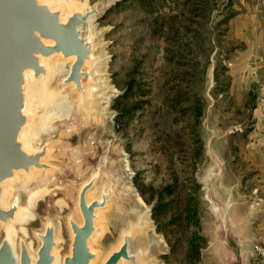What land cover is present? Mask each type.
<instances>
[{"label": "rangeland", "instance_id": "1", "mask_svg": "<svg viewBox=\"0 0 264 264\" xmlns=\"http://www.w3.org/2000/svg\"><path fill=\"white\" fill-rule=\"evenodd\" d=\"M100 4L106 5L104 13L86 33L97 47L88 67L96 81L87 79L86 84L96 87L100 100H109L99 103L92 96L89 110L98 112L94 119L88 112L80 114L78 93L67 87L57 94L56 104L37 109L40 116H53L34 145L59 140L53 154L60 156L56 161L65 171L55 176L64 187L38 202V217L25 224L26 239L36 251L40 242L35 231H42L45 220L59 213L55 255L62 263L71 242L65 217L79 213V185L106 154L112 174L102 177L92 191L98 197L105 183L112 189L97 221L102 237L91 245L99 264L120 244L131 221L149 211L145 219L151 228L136 234L131 247L135 261L125 264H186L184 246L174 242V235L175 249L170 248L139 191L150 198L152 188L178 179L188 192L195 177L204 188L202 198L208 193L232 221L233 215L243 218L244 201L249 203L244 157L252 156L248 146L260 87L255 62L246 57L249 42L264 43V0H88L89 7ZM258 54L256 50L257 59ZM68 64L62 63L59 70ZM59 80L57 75L52 90L62 88ZM49 197L54 206L47 209ZM211 210L204 201L201 217L210 237L220 223ZM3 237L0 230V240ZM204 254L201 264H215ZM244 264L253 260L245 259Z\"/></svg>", "mask_w": 264, "mask_h": 264}, {"label": "water", "instance_id": "2", "mask_svg": "<svg viewBox=\"0 0 264 264\" xmlns=\"http://www.w3.org/2000/svg\"><path fill=\"white\" fill-rule=\"evenodd\" d=\"M100 5L104 7L103 14L106 5ZM98 13V10H89L83 14L73 13L66 21H63L59 10L53 11L47 5L40 4L38 0H0V198L7 186V181L15 179L16 173L29 174L32 169L41 171L37 181L31 182L26 187L15 185L9 208L0 206L1 223H6L15 217L17 207L25 205L28 193L32 189L45 187L50 189L49 194L45 196L47 197L55 189L64 187L58 184L60 180L57 181L55 176L56 174L61 176L65 171L64 166L56 161L60 159V156L53 154L54 145L59 140L47 139L40 147L34 145L35 149L32 153L26 152L19 141L20 131L25 127L27 121L32 119L31 115L27 117L24 114L27 104L25 73L33 70L35 76L44 74L45 68L41 64L42 57L47 58L55 54H62L63 58L74 57L75 61L68 64V68L66 67L70 71L63 82V75H58L60 76V87L64 84H73V87L65 86V89L71 87L78 93L80 114L84 113L86 116V112H88L94 119L97 116L98 112L95 115L89 110L94 99L92 96L95 95L97 101L100 100V96L95 92L97 89L94 90L96 87L86 84L87 79L93 83L96 79L94 72L88 70L89 66L85 67L92 48L91 43L86 42L83 37L85 33L83 29L88 24L90 17ZM45 42H52L53 45H47ZM84 84L86 87L92 88L91 99L87 104L80 94L84 90ZM78 111L75 115L78 114ZM51 130L52 127L48 131ZM50 157L54 161H49ZM110 174H112L111 167L108 165L105 154L98 159L95 167L79 185L77 192L79 213L70 212L65 217V222L71 233V242L70 253L63 258L61 264H90L98 256L94 250H90L88 241L96 231V211L100 215V212L107 208L112 189L105 183L100 188L98 197H94L92 191L97 187L102 177H108ZM202 190L204 191V188H201ZM51 200L54 199L51 197L47 199V209L54 206ZM202 201L203 203L204 201L209 202L211 211L220 217L219 226L214 234H211L212 237L205 233L202 219L203 234L208 240V245L202 251V257L205 255L204 252L207 253L208 247L216 246V249L222 248L223 257L221 260L223 264H244L245 259L251 258L253 246L250 250L246 247L244 231L242 232L243 226L236 225L234 219L230 220L226 213L222 214L221 209L214 204L208 193L202 198ZM36 208L34 213L37 218ZM225 214L227 220L224 219ZM58 215L59 213L55 217L45 220L42 231H35V236L40 242L37 250H33L36 253L35 264H53L54 262L55 258L52 252L54 248L58 249L60 246L56 224ZM74 215L81 217L82 225L70 218ZM149 215L150 211L139 215L137 221H131L129 229L122 234L120 244L106 256L102 264H119L121 261H124L123 264H125L135 261L136 255L131 249L132 240L136 234L144 233L151 228L145 220L146 217L147 220L149 219ZM241 227L242 229H240ZM0 230L3 232L2 229ZM26 237L19 233L16 237L18 244L15 239L18 258L4 234L0 240V264H33Z\"/></svg>", "mask_w": 264, "mask_h": 264}, {"label": "bare ground", "instance_id": "3", "mask_svg": "<svg viewBox=\"0 0 264 264\" xmlns=\"http://www.w3.org/2000/svg\"><path fill=\"white\" fill-rule=\"evenodd\" d=\"M40 4L47 5L51 10L53 11H60L61 12V19L63 21H66L69 16H71L73 13H85L89 10H98V14H94L90 17L88 24L84 27L83 32L84 39L86 42L91 43L92 52L89 55L88 60L85 63V67L87 68L89 66L90 61L95 60L96 56V44L90 39L91 36L87 35V31H89V28L92 27L94 21L102 14L104 7L102 5H96L93 7L88 6V0H38ZM92 31V30H91ZM92 34V33H91ZM47 45H53L52 42H45ZM75 61L74 57L71 58H63L62 54H55L50 57L41 58V64L45 68V73L41 74L39 76L34 75L33 70H29L25 73V79H26V107L24 110L25 116L31 115V121L30 119L27 121V124L25 127L22 128L19 135V141L22 144V148L28 152L32 153L34 148V140L37 138V136L41 133V131L47 130L48 122L52 119V113H46L40 116L37 113V109H42L49 107L50 105H54L57 102V94H62L63 90L65 89V86H74L73 84H64L60 90H52L50 84L54 80L56 75H63V80L68 76L69 69H63L62 71L59 70V67L64 62H69V65L72 64ZM95 62V61H94ZM102 68V67H101ZM97 71V70H96ZM100 76L103 77V70H99ZM99 79V78H98ZM103 84L106 83L105 79H100ZM108 85V84H107ZM105 88V87H104ZM103 88V89H104ZM102 89V91H104ZM107 92V91H106ZM80 93V92H79ZM86 104L91 99V88L86 87V84H84V90L81 92ZM77 95V94H76ZM60 100V98H59ZM109 100L108 97H103L101 101ZM67 105V104H64ZM66 107V106H65ZM104 108V107H103ZM67 109V108H66ZM65 111V110H64ZM103 112V111H102ZM69 113V112H68ZM68 115V114H67ZM96 119V118H95ZM97 120H100L98 117ZM50 152V149H49ZM41 171L32 169L29 174L18 172L16 173V178L13 180L7 181V186L4 189V192L0 198V206L2 208H9L10 205V198L12 195V192L14 190L15 185H18L20 187H26L28 184H30L33 181H37V177L40 175ZM50 189L48 188H36L32 189L27 196V200L25 205H19L16 210L15 217L11 220H8L6 223L0 222V229L3 230L5 234V238L11 243L12 248L14 249L17 257L19 258V254L17 252L15 239L18 236L19 233H21L24 236L28 235V229L26 227V223L32 221L35 219V213L34 209L36 208L38 202L43 199L47 194H49ZM93 193V192H92ZM63 200H58V205H61ZM90 202V200H88ZM65 204V203H64ZM96 231L93 233V235L90 237L88 241V245L90 247V250L92 251L91 245L96 241L100 240L102 237V232H98L97 228V221L99 220V213L96 211ZM73 219L76 223L79 225L83 224V221L79 220V218L74 215L70 217ZM81 218V217H80ZM146 220V219H145ZM103 225V224H102ZM101 226V224L99 225ZM101 228V227H100ZM58 239V238H56ZM57 242V240H56ZM28 249L30 252V256L32 258L33 264H35L36 261V253L33 251L31 243H28ZM56 249L53 250L54 255V262L53 264H61V260L59 257H57ZM99 256H96L94 260L91 261L90 264H99ZM124 261H121L119 264H123Z\"/></svg>", "mask_w": 264, "mask_h": 264}, {"label": "trees", "instance_id": "4", "mask_svg": "<svg viewBox=\"0 0 264 264\" xmlns=\"http://www.w3.org/2000/svg\"><path fill=\"white\" fill-rule=\"evenodd\" d=\"M218 78L216 75L215 79L218 80ZM127 96L125 95V97ZM136 107L138 106L136 105ZM197 110V114L200 116L201 110ZM201 188L199 182L193 177L191 190L189 189L188 192L179 184L178 179L157 190L152 188L150 198L146 197L144 190L139 191L144 200L152 206V218L156 224L157 232L164 236L170 248L175 249L172 243L174 235V242H181L184 246L183 261L186 264H200L202 251L208 245L202 227Z\"/></svg>", "mask_w": 264, "mask_h": 264}, {"label": "crops", "instance_id": "5", "mask_svg": "<svg viewBox=\"0 0 264 264\" xmlns=\"http://www.w3.org/2000/svg\"><path fill=\"white\" fill-rule=\"evenodd\" d=\"M249 45L251 53L249 52L250 55L246 58L249 62H255L259 78L257 81L260 87L258 86V102L254 108L253 141L248 146L253 149L249 152L252 156L244 157L247 165L244 176L246 177V186H248L249 203L244 201L243 218L240 220L239 217L233 215V219L236 225L243 226L246 247L250 250L255 243H264V43L249 42ZM256 50L259 51V59L255 55ZM215 247H208L207 258L215 264H223L221 260L223 257L222 248L216 249Z\"/></svg>", "mask_w": 264, "mask_h": 264}, {"label": "built area", "instance_id": "6", "mask_svg": "<svg viewBox=\"0 0 264 264\" xmlns=\"http://www.w3.org/2000/svg\"><path fill=\"white\" fill-rule=\"evenodd\" d=\"M253 264H264V243H255L251 255Z\"/></svg>", "mask_w": 264, "mask_h": 264}]
</instances>
